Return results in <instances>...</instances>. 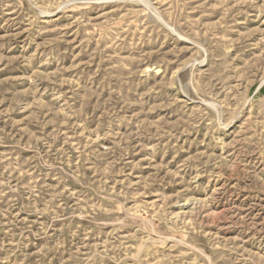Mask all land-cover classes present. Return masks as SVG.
Segmentation results:
<instances>
[{"label": "rangeland", "instance_id": "1", "mask_svg": "<svg viewBox=\"0 0 264 264\" xmlns=\"http://www.w3.org/2000/svg\"><path fill=\"white\" fill-rule=\"evenodd\" d=\"M0 264H264V0H0Z\"/></svg>", "mask_w": 264, "mask_h": 264}]
</instances>
